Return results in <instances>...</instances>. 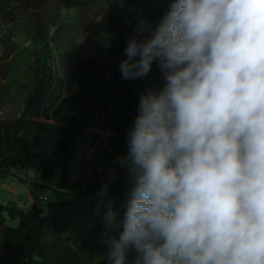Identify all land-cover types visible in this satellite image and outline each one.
I'll list each match as a JSON object with an SVG mask.
<instances>
[{"label": "clouds", "instance_id": "1", "mask_svg": "<svg viewBox=\"0 0 264 264\" xmlns=\"http://www.w3.org/2000/svg\"><path fill=\"white\" fill-rule=\"evenodd\" d=\"M133 32L121 78L156 62L163 86L116 157L130 195L122 221L106 206V264H264V0H169Z\"/></svg>", "mask_w": 264, "mask_h": 264}, {"label": "rangeland", "instance_id": "2", "mask_svg": "<svg viewBox=\"0 0 264 264\" xmlns=\"http://www.w3.org/2000/svg\"><path fill=\"white\" fill-rule=\"evenodd\" d=\"M133 14L132 0H0V133L6 134L21 118L32 121L24 113L26 104L49 72L62 95L72 93L83 83L102 109L93 117L75 104L72 110L57 111L48 120L37 118L40 123L35 134L45 141L53 178L60 174V139L75 151L69 189H89L109 177H114L115 185L126 183V173L115 161L127 151L126 129L130 122L116 114L109 95L98 92V79L84 81L83 75L92 74L89 62L100 63L107 58L109 79L105 82L114 87L122 82L118 46L127 42L141 21ZM105 33L110 38L109 46H105ZM106 107L108 120L104 118ZM92 130L99 131V139L85 157L82 150ZM75 134L74 143L70 137ZM34 172L30 184L22 181L26 176L23 169H0V205L8 207L3 216L12 225H17L20 216L18 211L16 219L10 214L14 197L26 207L41 202L45 209L51 202L70 199L68 190L57 188ZM104 259V253L98 254L87 258L86 264Z\"/></svg>", "mask_w": 264, "mask_h": 264}, {"label": "trees", "instance_id": "3", "mask_svg": "<svg viewBox=\"0 0 264 264\" xmlns=\"http://www.w3.org/2000/svg\"><path fill=\"white\" fill-rule=\"evenodd\" d=\"M168 3L169 0H132L133 15L137 14L141 20L155 26L167 10ZM125 45L126 43L118 46L121 60L126 58L123 55ZM88 65L92 74H84L83 80L98 79V92L111 97L116 114L123 116L130 125L137 115V105L143 91L153 85L163 86L156 62L146 76L132 80L122 79L116 87L105 82L109 79L107 58L100 63L89 62ZM44 76V80L25 107L24 113H28L27 116L32 121L28 118V121H24L21 118L6 134L0 133V169H33L46 181L53 182L51 184L57 188L68 190L70 199L51 202L45 209L41 202H34L30 207L22 208L18 205L19 199L14 197V205L9 209L13 219H16L15 213L19 212L17 225L10 224L4 218V208L8 207L0 205V234H3L0 242V264H86L87 258L105 253L108 240L120 231L115 226L109 229L104 220L109 201L113 208L119 209L118 219L122 221L125 202L130 195V186L127 183L115 185L112 181L104 193L103 189L108 180L103 179L91 185L89 189H69L72 179L70 168L75 151L73 152V147L67 145L63 138L58 145L60 174L53 178L54 172L48 167L45 141L42 136L35 134L40 123L37 118L48 120L57 111L72 110L75 104L91 112L93 117L102 109L94 102L93 93L83 83H79L78 89L64 96L55 81H52L51 72L45 78ZM97 101L102 104L101 99ZM106 117L108 120V108L107 114L104 112V118ZM92 131L94 132H88L85 139L86 148L82 150L85 157L99 139V131ZM76 136L77 134L70 137L74 139V143ZM81 138L82 135L79 139ZM96 264H106V260Z\"/></svg>", "mask_w": 264, "mask_h": 264}, {"label": "built area", "instance_id": "4", "mask_svg": "<svg viewBox=\"0 0 264 264\" xmlns=\"http://www.w3.org/2000/svg\"><path fill=\"white\" fill-rule=\"evenodd\" d=\"M24 171L26 173V176L22 177V181H24L25 183H30V184L33 183V180L30 177V176H34L35 178V172L33 171V169H25ZM17 202H18V205L22 208L26 206L25 203L21 200H18Z\"/></svg>", "mask_w": 264, "mask_h": 264}]
</instances>
